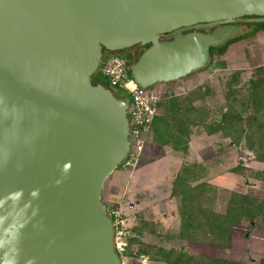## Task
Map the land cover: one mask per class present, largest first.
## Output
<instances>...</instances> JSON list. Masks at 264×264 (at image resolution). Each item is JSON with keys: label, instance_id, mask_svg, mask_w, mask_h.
Wrapping results in <instances>:
<instances>
[{"label": "water", "instance_id": "water-1", "mask_svg": "<svg viewBox=\"0 0 264 264\" xmlns=\"http://www.w3.org/2000/svg\"><path fill=\"white\" fill-rule=\"evenodd\" d=\"M245 15L264 20V0H0V264H121L103 190L129 104L93 83L103 50L149 45L134 81L171 83Z\"/></svg>", "mask_w": 264, "mask_h": 264}, {"label": "rangeland", "instance_id": "rangeland-1", "mask_svg": "<svg viewBox=\"0 0 264 264\" xmlns=\"http://www.w3.org/2000/svg\"><path fill=\"white\" fill-rule=\"evenodd\" d=\"M257 17H239L234 24L241 28L240 33L228 39L221 52L215 51L204 67L174 83H166L172 97H181L173 99L181 110L169 109L173 100H166L162 108L163 113L170 111L176 116L175 123L187 121L188 140L195 144L190 161L168 179V196H177L181 201L182 212L192 217V232L199 241L222 246L219 250L227 257L240 259L242 264L261 260L264 255V232L261 230L264 228L252 227L250 221L244 219L228 243L226 236L217 231L219 227L213 217L227 213L229 199L236 192L264 201V160H259L260 155L264 156V147L255 138L256 149L251 150L247 141L249 119L257 113L252 106L255 98L252 94L255 89L259 93L264 89V25L257 24L264 20H255ZM173 36L172 33L162 34L163 39ZM145 48L146 45L140 50ZM224 115L227 117V121L221 123L224 128L212 131V126L219 124ZM109 194L110 183L104 189L105 203ZM112 208L107 204L108 214ZM251 228L256 229V233L247 237L245 233ZM131 247L125 246L122 254L130 257L138 252ZM153 250L156 254L157 250ZM131 264L135 263L131 261Z\"/></svg>", "mask_w": 264, "mask_h": 264}, {"label": "crops", "instance_id": "crops-1", "mask_svg": "<svg viewBox=\"0 0 264 264\" xmlns=\"http://www.w3.org/2000/svg\"><path fill=\"white\" fill-rule=\"evenodd\" d=\"M149 141L138 167L135 170L117 168L105 185L107 188L110 183L106 205L122 212L131 234L127 237V247L131 245L138 250L130 256L131 261L135 264H196L191 256L199 255L242 264L240 259L227 257L219 250L222 246L192 237V228L183 226L181 201L167 194L168 179L190 161L194 142L189 141L187 151L177 150L156 141L153 130ZM253 233L256 229L250 235ZM234 234L235 230L232 236ZM153 249L157 250L156 254ZM182 252L184 256L180 255Z\"/></svg>", "mask_w": 264, "mask_h": 264}, {"label": "trees", "instance_id": "trees-1", "mask_svg": "<svg viewBox=\"0 0 264 264\" xmlns=\"http://www.w3.org/2000/svg\"><path fill=\"white\" fill-rule=\"evenodd\" d=\"M257 24L264 25V21L258 22ZM225 43L222 45L212 46L210 48V56H212L215 51L221 52ZM148 46L149 45H146V48ZM140 47L144 48L143 45L136 44L130 47L131 51H127L126 49L118 52L123 53L127 57L131 65L140 57L141 53L144 51V49L140 50ZM109 52V50L104 48V58L109 54ZM93 83H102L107 87H112L108 83V80L102 74L101 68L94 74ZM254 89L255 88L253 86L252 90ZM114 92L119 98L126 99L127 97L128 99L129 97L128 93L119 87H114ZM253 93L254 94L252 95H254L255 98L253 99L252 106L257 113L255 114V116L250 117L247 127V141L251 150L256 149L254 144L255 138L258 139L260 146L264 147V106L262 109L259 108L261 104H264V89L260 93L257 89H255ZM178 98L181 97L174 96L166 100L170 101ZM166 100L160 103V114L156 116L152 124L154 139L160 142L161 144H169L177 150L186 151L188 149L189 144V131L185 125L187 121L177 120L178 123H175L176 116L172 115L170 111H166L165 113H163L162 108L164 103H166ZM176 105L177 104L174 100L171 101L169 109H173V111L175 112L180 111L181 107H176ZM166 107L167 105H165V108ZM223 117V120L221 119L219 124H216V126L214 127L212 126V131H218L224 128L223 126H221V123L226 122L227 117L226 115H224ZM259 160H264V156L260 155ZM229 200L230 201L227 213L224 215L215 214L213 217V222L219 227L217 231L226 236L228 243L231 240L233 231L237 226H239L243 222L244 219L249 220L252 227L258 226L264 228V201L248 196L246 194H241L239 192L233 193ZM183 215V226L193 228L192 217L188 214ZM253 231L254 229L252 228L248 229L245 233L246 236L248 237ZM192 234H194V236L192 237H197L194 232H192ZM227 242H225V245L227 244ZM180 255L184 256L185 254L181 253ZM191 259L194 260L196 264H239L232 261L217 258H207L199 255L191 256ZM258 264H264V258H262Z\"/></svg>", "mask_w": 264, "mask_h": 264}, {"label": "built area", "instance_id": "built-area-1", "mask_svg": "<svg viewBox=\"0 0 264 264\" xmlns=\"http://www.w3.org/2000/svg\"><path fill=\"white\" fill-rule=\"evenodd\" d=\"M101 70L112 87L125 90L128 97V119L130 150L122 167L133 169L140 163L142 153L152 134V124L160 114V103L172 97L166 88V82L156 83L149 87L138 85L131 74V65L123 53L109 52L103 58ZM109 215L115 224L116 249L121 256V264H131V258L122 254L127 246L128 231L122 212L111 209Z\"/></svg>", "mask_w": 264, "mask_h": 264}, {"label": "flooded vegetation", "instance_id": "flooded-vegetation-1", "mask_svg": "<svg viewBox=\"0 0 264 264\" xmlns=\"http://www.w3.org/2000/svg\"><path fill=\"white\" fill-rule=\"evenodd\" d=\"M238 19V18H237ZM236 19V20H237ZM235 23V22H234ZM234 23H232L233 25H235ZM222 25H226V24H218V25H215V26H213V27H204V28H210L209 30H203L204 32H212L215 28H217L218 26H222ZM237 26V25H236ZM200 29H202V28H199L198 30H200ZM200 31H202V30H200ZM231 38H233V37H231ZM226 42V41H225ZM224 42V43H225ZM130 48V47H129ZM129 48H126L127 49V51H131V48L129 49ZM126 49H124V50H126ZM120 51H123V50H120ZM115 52H118V51H115Z\"/></svg>", "mask_w": 264, "mask_h": 264}]
</instances>
